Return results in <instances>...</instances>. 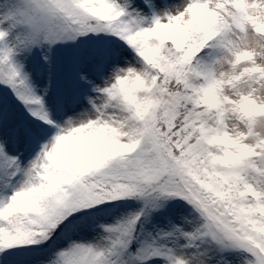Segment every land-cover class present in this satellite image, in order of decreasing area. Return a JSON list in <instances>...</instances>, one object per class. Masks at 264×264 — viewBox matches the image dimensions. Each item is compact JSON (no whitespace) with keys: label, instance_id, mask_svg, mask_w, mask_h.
I'll return each mask as SVG.
<instances>
[{"label":"snow or ice","instance_id":"6c2138e0","mask_svg":"<svg viewBox=\"0 0 264 264\" xmlns=\"http://www.w3.org/2000/svg\"><path fill=\"white\" fill-rule=\"evenodd\" d=\"M0 264H264V0H0Z\"/></svg>","mask_w":264,"mask_h":264}]
</instances>
